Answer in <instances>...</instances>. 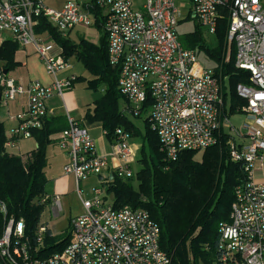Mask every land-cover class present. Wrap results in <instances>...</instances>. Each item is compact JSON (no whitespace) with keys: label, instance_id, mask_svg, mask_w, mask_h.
I'll return each instance as SVG.
<instances>
[{"label":"built area","instance_id":"obj_1","mask_svg":"<svg viewBox=\"0 0 264 264\" xmlns=\"http://www.w3.org/2000/svg\"><path fill=\"white\" fill-rule=\"evenodd\" d=\"M178 0H143L134 8L133 0L68 1L53 9L41 0H0V49L11 40L20 47L32 46L48 75L50 86L39 81L24 83L5 74L0 61V97L3 106L26 98V109L10 119L16 124L7 131L6 147L33 138L51 116L47 100L63 97L76 76L60 78L71 69L62 50L49 34L37 33L44 18L63 37L76 28H89L96 21L94 7L105 18L108 61L120 68L118 89L126 99L124 114L144 116L157 134L160 149L170 162L183 151L204 152L218 145L220 135H229L233 162L244 165L245 179L235 190L230 220L219 226L216 257L212 264H264V179H256L264 161V0H189L187 19L197 22L213 36L218 22L228 20L226 39L236 46L235 66L250 73L249 84L237 86L245 121L235 126L224 116L222 83L214 70L195 71L197 52L185 49L178 35L184 11ZM184 7V6H183ZM69 127L61 132L59 145L68 154L66 175L75 178L83 213L70 222L72 240L59 253L42 258L31 253L25 224L10 220L0 239V264H173L160 247V228L142 209L113 207L108 200L111 175L123 180L136 178L129 134L117 129L111 157L100 156L88 129L69 117ZM91 177H102L91 197L83 196L80 185ZM51 211L60 208L59 197H45ZM0 212L6 206L0 202ZM47 227L37 233L39 250Z\"/></svg>","mask_w":264,"mask_h":264},{"label":"trees","instance_id":"obj_2","mask_svg":"<svg viewBox=\"0 0 264 264\" xmlns=\"http://www.w3.org/2000/svg\"><path fill=\"white\" fill-rule=\"evenodd\" d=\"M93 12L96 27L103 33L98 44L85 37L77 40L65 38L44 18L40 19L36 32L49 34L62 50L65 60L75 58L92 76L90 80L77 77L75 83L86 82L88 89L103 92L93 106L85 110L84 120L101 123L111 143L117 129L128 131L134 137L140 136L142 132L132 118L124 114L127 102L118 89L120 68L112 67L108 61L105 18L98 8L94 7ZM196 27L194 33L180 38L182 46L203 51L216 63L214 72L222 83L224 116L242 113L247 103L238 96L237 86L249 84L250 73L235 66L236 46L226 39L228 20L225 17L219 20L215 35L218 45L214 48L204 42L199 30L201 26L197 24ZM18 51L19 45L11 40L2 44L0 61L8 73L20 66L16 61ZM2 106L0 101V202L5 204L6 214L0 212V239L8 221L17 223L23 220L31 253L42 258L50 257L62 252L72 240L69 235L49 244L53 234L47 228L44 244L36 250L39 246L37 233L45 227L41 224V217L48 206L47 202L42 203L47 195V150L53 137L66 130L69 122L65 116L51 117L45 120L42 129L32 131L37 148L25 163L21 157L7 153L8 129L1 120ZM151 106L149 99L140 118H144ZM142 137L137 188L132 180H123L114 174L107 188L108 194L112 195L113 207L129 206L148 212L160 228V247L171 257L173 264H212L216 257L219 226L230 220L235 190L246 177L244 165L231 159L229 135L222 133L218 145L204 152L183 151L172 162L162 153L159 138L148 119L144 120Z\"/></svg>","mask_w":264,"mask_h":264},{"label":"rangeland","instance_id":"obj_3","mask_svg":"<svg viewBox=\"0 0 264 264\" xmlns=\"http://www.w3.org/2000/svg\"><path fill=\"white\" fill-rule=\"evenodd\" d=\"M46 2L45 0H41ZM70 1V0H69ZM78 2H82L83 0H77ZM143 0H133L134 2V8H138ZM178 4L182 5V9L184 11L183 14V20L181 21V24L178 27V35L179 37L185 38L188 34L194 33L196 31V25L197 22L194 20H187V12L185 9L189 8V0H178ZM47 3V2H46ZM59 3V0H49L48 6L52 8H56ZM184 6V7H183ZM201 32V35L203 37L204 42L211 48H214L218 45V39L216 36H213L209 33V31L205 28L199 29ZM105 32V31H104ZM103 35V33L96 27V22L89 28H76L72 33V39L77 40L78 37H85L90 42L94 44L99 43L100 37ZM198 51V50H196ZM72 63L76 65L77 69H75V72L79 74H83L81 76L91 79V75L87 70H85L84 66L78 62L75 58H73ZM216 67V63L210 60L205 52L201 51L197 53V64L195 66V71H201L202 69H211L214 70ZM19 74V72L17 73ZM11 76L16 75L15 73H10ZM62 76V75H61ZM80 85V84H79ZM227 86V83H225V87ZM94 98H99L101 94H103L101 91H93ZM66 93V90L64 94ZM228 108V106L226 107ZM7 112V108L5 106H2L1 116L4 117V115ZM231 122L235 126L241 125L243 121H245V116L242 114H236L233 116H229ZM135 124L139 127V130L142 132V135L144 133V120L143 118H135L132 119ZM139 124V125H138ZM6 128L9 129L10 125L6 124ZM128 132V131H127ZM100 133V132H99ZM131 134L130 132H128ZM140 136H130L129 137V144L133 151V157L134 161L131 163V168L133 172L136 173L141 169L140 163L138 162V159L141 155V147L143 144V137ZM59 148L57 147H51L47 156L48 160V167L46 169V176L48 179V184L46 186V194L48 196H51L54 198L56 195L59 194V202H60V208L56 213H53L51 211V204L48 203V206L46 207L42 217H41V224L47 227L53 234V239L49 241V244L52 242H58L61 239L65 238L66 236L71 235V226L70 222L73 218L81 215L83 213V207H82V201L81 197L78 193V186L75 181V178L72 175H66L64 172V166L60 161V155L58 153ZM112 152V149H111ZM257 177L260 179H264V161L262 166H260L257 170ZM133 186L136 189L137 188V181L136 178L132 180ZM101 187L100 183L97 179V177H91L86 181H83L81 183V190L83 193V196L85 198H90L91 194L90 191L93 187ZM62 188V189H61ZM108 200L112 201V195L108 196ZM45 237V234H43V238ZM44 244V241H43ZM199 264H203L200 262Z\"/></svg>","mask_w":264,"mask_h":264},{"label":"crops","instance_id":"obj_4","mask_svg":"<svg viewBox=\"0 0 264 264\" xmlns=\"http://www.w3.org/2000/svg\"><path fill=\"white\" fill-rule=\"evenodd\" d=\"M45 1L47 3L44 1L43 2L47 5L49 0H45ZM68 1L69 0H59L58 5L55 6L56 8H53V9L62 8ZM48 7H50V6H48ZM50 8H52V7H50ZM70 38L72 39V34H71ZM72 60H73V58H71L69 60V63L71 65V69L60 74L59 75L60 78L69 77L71 75L76 76V77H83V76H81L83 74H79V73L75 72V69H77V67H76V65H74L72 63ZM16 61L20 64V66L17 67L12 72H10L12 74L13 73L16 74V75L12 76L16 80L23 81L24 83H28V82L34 80V81H39L40 83H42L43 85H46V86H50L53 83V77H51L50 75L47 74L43 63L40 61V59L38 58V56L35 53L34 47H32V46L20 47L19 46V51L16 54ZM18 72H19V74H17ZM10 73H9V75H10ZM86 79L90 80L88 78H86ZM91 79H92V77H91ZM91 92L92 91L90 89H88L86 82H77V83H74L72 90L67 91L63 95V97H60L58 95L51 97L50 99L47 100V103H46L47 108L51 113V116L49 118L58 117V116H65L67 118V120H69V117H70L74 120H77L79 123H81L83 126H85L88 129L89 134L91 135V137L95 141L97 153L100 156L107 157L108 161L110 162L111 167H114L117 165V162L115 161V159H113L111 157V153H112L111 152V149H112L111 144L112 143L107 140L105 132L102 129V124L99 122L89 123V122L84 120L85 110L87 108H91L93 106L94 102L101 97L100 96L99 98H94L93 97L94 95ZM6 108H7V112L4 115V117L1 116V120L5 123V125L8 124V125H10V127H12L16 123L14 121H11L10 118L12 116L18 115V114L22 113L23 111H25V109H26V98L23 97V98L18 99L15 102L9 103L6 106ZM145 119L146 118H143V120H145ZM134 124H135V122H134ZM67 125L69 126V123H67ZM60 135H61V133H58L53 137V143L48 147L47 152L49 153V150L52 146L59 148V150H61V151H58V153L60 155L59 158H60L61 163L65 167V165L69 161V157H68L67 152L65 150H63L59 145ZM36 148H37V143H36L34 138L19 140L13 146L6 147L7 153L9 155L19 156L22 158V160L25 163L30 158V154L33 151H35ZM48 153H47V156H48ZM47 167H48V165H47ZM110 179H111V177H110ZM256 179L258 181L261 180L257 176H256ZM98 181L100 182V179H98ZM80 187H81V185H80ZM56 196L60 197L59 194ZM46 197H51V196L46 195Z\"/></svg>","mask_w":264,"mask_h":264},{"label":"water","instance_id":"obj_5","mask_svg":"<svg viewBox=\"0 0 264 264\" xmlns=\"http://www.w3.org/2000/svg\"><path fill=\"white\" fill-rule=\"evenodd\" d=\"M8 73V71L7 70H5V74H7ZM0 101H1V97H0ZM113 178V176H111V179ZM99 179L101 180L102 179V177H99Z\"/></svg>","mask_w":264,"mask_h":264}]
</instances>
